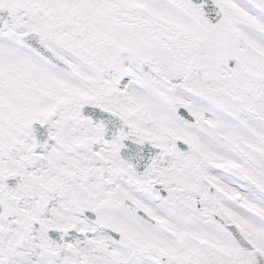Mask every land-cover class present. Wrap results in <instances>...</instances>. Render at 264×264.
Segmentation results:
<instances>
[{"label": "snow or ice", "instance_id": "1", "mask_svg": "<svg viewBox=\"0 0 264 264\" xmlns=\"http://www.w3.org/2000/svg\"><path fill=\"white\" fill-rule=\"evenodd\" d=\"M0 264H264V0H0Z\"/></svg>", "mask_w": 264, "mask_h": 264}]
</instances>
